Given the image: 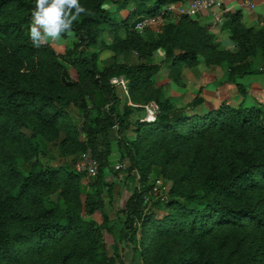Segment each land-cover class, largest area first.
<instances>
[{
  "label": "trees",
  "instance_id": "16d2710c",
  "mask_svg": "<svg viewBox=\"0 0 264 264\" xmlns=\"http://www.w3.org/2000/svg\"><path fill=\"white\" fill-rule=\"evenodd\" d=\"M185 1L80 0L95 15L73 25L62 55L29 39L35 0H0V264H123L125 250L142 264H264V102L257 84L249 91L264 76V25L238 26L239 11L229 14L236 48L222 50L201 15L172 9ZM154 18L157 33L139 27ZM98 44L126 62L101 69L96 53L84 54ZM202 60L225 67L219 84L234 98L204 108L201 88L178 106L153 88L163 64L177 77ZM121 76L124 99L111 84ZM151 102L160 109L153 123L143 107ZM114 131L133 151L125 180L134 186L115 225L105 210V194L117 202L116 179H106ZM46 144L65 157L91 149L98 176L84 186L67 162L40 163ZM150 170L171 182L167 200L153 190L157 179L144 184Z\"/></svg>",
  "mask_w": 264,
  "mask_h": 264
},
{
  "label": "rangeland",
  "instance_id": "374dc122",
  "mask_svg": "<svg viewBox=\"0 0 264 264\" xmlns=\"http://www.w3.org/2000/svg\"><path fill=\"white\" fill-rule=\"evenodd\" d=\"M243 1L238 8L236 9H232L231 10V4L229 2V6L226 7L225 9H229L230 11H223L222 13H219V17L218 19L215 18V16H198L197 19L199 20V24L201 27L205 28L208 32V34L212 35L213 37V44L216 45V47L222 49V50H235V44L231 39V26L228 27L226 26V24L228 23V21H230V19L232 18L230 15H232L233 13L239 11L237 18H239V20L236 22V25L238 24L244 27H254L255 31H257L259 29V27L261 25H259V23L257 22V20L253 23V20L248 18V14L245 12L247 11V9L253 10L254 7L251 6V4H254L252 2V0H241ZM183 2V1H182ZM247 2V3H246ZM180 3L176 6H174L173 8H177L179 5L181 6ZM255 5V4H254ZM250 7V8H249ZM230 14V15H229ZM228 15V18L227 16ZM236 17V16H235ZM159 18H154L151 20L150 26L148 28L150 29H154L155 32L157 33L158 30L156 31V26L157 23L159 22ZM164 23V22H163ZM140 33H143L141 31H139ZM126 33L122 32V37L125 38ZM51 47L59 54H64L66 52V50L68 48H70L72 46V42L70 40H68V43H66L63 46H58L54 43H50ZM85 51V55H90L93 53H96L98 55V59H99V67L102 69L103 67L106 66H111L112 64H122L125 63L126 61L119 58V59H114L113 58V54L106 50V48L101 45L98 44L97 46H91L89 47L87 50ZM154 53V52H153ZM164 59V54L163 51L158 50L154 53L153 57H152V61L154 63L159 64L162 60ZM167 67L163 64L161 66V71L154 77V86L153 88L159 91H163L162 93L165 94L166 97H169V95H174L175 97H178V92H177V88L178 89H185L188 88L190 85H192L191 87L194 86H198L197 84L200 80L198 79L197 81V73H200L202 76V73H205V75L203 76V79L205 80L204 83L208 82V80H212L214 78H224L225 76V67H223L222 65H212V66H207L206 64L202 63L198 64L195 67H187L185 65H181L179 67V72H178V76H174L172 74V76L167 73ZM192 72L194 77L189 76ZM176 78V79H175ZM113 79V78H112ZM201 79V77H200ZM176 80V81H175ZM195 82V83H194ZM190 83H194V84H190ZM117 89V88H116ZM255 90V87L252 85H249V91H253ZM175 91V92H174ZM118 95L124 99L125 94L122 91H117ZM207 95V94H206ZM236 95H237V91H236ZM235 95V96H236ZM174 96H172V98H174ZM234 96V97H235ZM232 97V98H234ZM207 98V97H206ZM232 98H227V99H223V100H230ZM223 100H210L212 104L211 107L217 106L219 105ZM176 101V100H174ZM132 102V101H131ZM134 104V103H132ZM136 105V104H135ZM208 104L204 105V108H207ZM71 115L73 117H76L77 119H80L79 116H77V112L75 109H73L71 111ZM130 139L133 140L135 138V135L133 134V132L129 133ZM112 138H113V154L112 157L110 159V167L111 169H109L108 171V175L106 176L107 181L113 182L114 179H116V185H115V190H114V194H115V198L117 199V202H113V205H110V199L108 197L107 194H105V202H106V212L109 213L110 216V220L112 222V224L115 225V223H118V217L116 215V207H118L119 209L123 208L125 206V202L127 201V199L129 198L131 192L134 189V186L132 184H130L128 181L125 180L126 178V174H128L129 172L126 171L127 168L131 167V155L130 149L126 146V144L124 142H120V140H118L117 135L115 134V131L112 134ZM62 139V137L60 138ZM83 140H85V136H83L82 138ZM79 153L77 154H73L72 156H63L60 151L58 149H56L55 146L51 145V144H46V146L43 149V153L42 155L39 156L38 160H40V163L42 164H47L48 163H55V164H61L63 162H67L68 164H70L74 170L75 169V163L79 157ZM184 158V157H183ZM119 165H122L123 168L121 169V173L115 174V170H117V167ZM137 174V172H136ZM138 178V182L136 183V185L138 187H142V183L140 181V176L139 174H137ZM161 178L162 181H164L167 186L169 187L171 182L166 181V179L163 177L158 176L153 170H150V172L148 173V178L147 181H145V185L146 186H152L153 182L158 179ZM118 179V181H117ZM126 181V182H125ZM123 182H125L124 185H126L124 187L123 193L119 196L118 193L122 188ZM82 184L85 186L87 185V181L85 179L82 180ZM53 198L56 199V194L53 195ZM114 207V208H113ZM94 218L101 223L102 222V218L100 214H96L94 216ZM118 225V224H117ZM106 242L108 245V249H109V253L111 254V246L114 242V238L113 236L110 235H106ZM123 246V245H122ZM121 246V247H122ZM122 258H123V264H142L140 260H132V256H131V251L130 250H125L124 253L122 252Z\"/></svg>",
  "mask_w": 264,
  "mask_h": 264
},
{
  "label": "clouds",
  "instance_id": "9594fccd",
  "mask_svg": "<svg viewBox=\"0 0 264 264\" xmlns=\"http://www.w3.org/2000/svg\"><path fill=\"white\" fill-rule=\"evenodd\" d=\"M105 10L115 6L104 4ZM95 13L83 6L80 0H35L31 12V22L28 30L29 39L35 48L54 43L63 46L75 33L73 25L82 16H94Z\"/></svg>",
  "mask_w": 264,
  "mask_h": 264
},
{
  "label": "built area",
  "instance_id": "2783aa9c",
  "mask_svg": "<svg viewBox=\"0 0 264 264\" xmlns=\"http://www.w3.org/2000/svg\"><path fill=\"white\" fill-rule=\"evenodd\" d=\"M174 11L186 14L190 16H198L204 15L207 13L208 15L215 16L216 19L220 18L219 13L226 11L224 9L223 0H188V2H184L179 5L177 8H172ZM146 24H150L148 20H145L140 24V28H143ZM111 84L117 88L119 91L124 92L126 96H128V82L124 79V77H114L111 79ZM128 105L135 107L136 105L132 104L131 100H128ZM146 110L145 121L147 122H156V119L159 114V105L156 102H151L148 105L143 106ZM108 109V108H107ZM99 163L97 159L94 157L93 151L88 149L84 153H82L76 163L75 169L78 173L85 175V180L88 181L91 178H95L99 173ZM123 168L122 165L117 167V170H121ZM154 192L157 194V197L162 201L167 200V195L165 191L167 187L161 179H157L154 183Z\"/></svg>",
  "mask_w": 264,
  "mask_h": 264
},
{
  "label": "crops",
  "instance_id": "0c3cea01",
  "mask_svg": "<svg viewBox=\"0 0 264 264\" xmlns=\"http://www.w3.org/2000/svg\"><path fill=\"white\" fill-rule=\"evenodd\" d=\"M229 2L231 4V10H232V9L238 8V6L243 1H241V0H223L224 9L229 6ZM252 2L255 4V5L251 4V6L254 7L253 10L247 9L245 14L246 13L248 14L247 15L248 18L253 20V23L257 20L259 25L262 26V25H264V0H252ZM225 10L228 12L230 11L229 9H225ZM207 15L208 14L205 13L204 15H201V16H207ZM192 72H194V71H191V74L189 76L194 77ZM204 75H205V73H202V76L200 73H197V75H196L197 81H198V79L200 80L197 83L199 85V88H198V86L191 87L192 85H190L188 88H185V89H178L177 88V92L179 95H178V97L177 96L175 97L174 95H169V98H171V101L178 106H182L183 104H186L189 101H191L194 98L195 93L201 88L203 89V95L202 96L204 97L205 101H207V104L210 107H211L210 104H212L210 100L218 101V100H223V99H227V98H232L236 95V89L231 84H224L222 86L219 84V81L222 80L223 78H221V79L220 78H217V79L214 78L212 80H208L207 83L206 82L204 83V81H205L203 79ZM200 77H201V79H200ZM256 82H259V84ZM256 82L253 81V83H251L250 85H252V86H256V84L258 85V87L257 86L256 87L258 90H261L262 98H263V102H264V76L260 77L258 80H256ZM194 83H190V84H194ZM172 96H174V98H172ZM174 100H176V101H174Z\"/></svg>",
  "mask_w": 264,
  "mask_h": 264
}]
</instances>
